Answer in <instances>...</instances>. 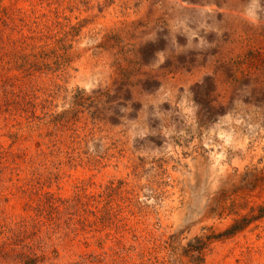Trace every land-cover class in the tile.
<instances>
[{
  "label": "rangeland",
  "instance_id": "1",
  "mask_svg": "<svg viewBox=\"0 0 264 264\" xmlns=\"http://www.w3.org/2000/svg\"><path fill=\"white\" fill-rule=\"evenodd\" d=\"M0 264H264V0H0Z\"/></svg>",
  "mask_w": 264,
  "mask_h": 264
},
{
  "label": "trees",
  "instance_id": "2",
  "mask_svg": "<svg viewBox=\"0 0 264 264\" xmlns=\"http://www.w3.org/2000/svg\"><path fill=\"white\" fill-rule=\"evenodd\" d=\"M242 227H243V225L235 223L229 228V230L226 231V233L227 234L233 233L234 231L239 230Z\"/></svg>",
  "mask_w": 264,
  "mask_h": 264
},
{
  "label": "bare ground",
  "instance_id": "3",
  "mask_svg": "<svg viewBox=\"0 0 264 264\" xmlns=\"http://www.w3.org/2000/svg\"><path fill=\"white\" fill-rule=\"evenodd\" d=\"M251 2H252V1H251ZM253 3H254V2H253ZM248 6H249V5H248ZM249 8H250V7H249ZM252 10H253V8H252ZM224 126H225V125H224ZM226 126H227V125H226ZM221 128H222V127H221ZM221 128H220V129H221ZM229 129H230V128H229ZM229 129H228V126H227L226 128L223 127V132H224L223 136H224V137L226 136V138L229 137V135H230L229 133H232V132H230ZM219 131H221V130H219ZM225 131L228 132V133H226ZM229 138H231V137H229Z\"/></svg>",
  "mask_w": 264,
  "mask_h": 264
}]
</instances>
